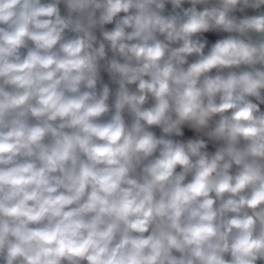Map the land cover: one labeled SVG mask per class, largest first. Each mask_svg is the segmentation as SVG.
<instances>
[{"label":"clouds","instance_id":"9594fccd","mask_svg":"<svg viewBox=\"0 0 264 264\" xmlns=\"http://www.w3.org/2000/svg\"><path fill=\"white\" fill-rule=\"evenodd\" d=\"M0 264H264V0H0Z\"/></svg>","mask_w":264,"mask_h":264}]
</instances>
